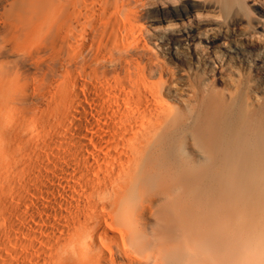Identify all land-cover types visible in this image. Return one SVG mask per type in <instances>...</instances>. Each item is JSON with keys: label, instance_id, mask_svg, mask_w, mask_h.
<instances>
[{"label": "bare ground", "instance_id": "6f19581e", "mask_svg": "<svg viewBox=\"0 0 264 264\" xmlns=\"http://www.w3.org/2000/svg\"><path fill=\"white\" fill-rule=\"evenodd\" d=\"M257 39L264 0H0V264H262L264 96L158 53L264 93Z\"/></svg>", "mask_w": 264, "mask_h": 264}, {"label": "rangeland", "instance_id": "374dc122", "mask_svg": "<svg viewBox=\"0 0 264 264\" xmlns=\"http://www.w3.org/2000/svg\"><path fill=\"white\" fill-rule=\"evenodd\" d=\"M207 20H209V19H207ZM229 34L227 35V39L224 40L225 45H228L229 47H233L235 45L237 46L238 43H240L238 45H241V44L245 43V41H246L242 36L243 28H236L232 33H229ZM262 43H263L262 39L261 40L257 39L256 46L257 45L258 46H262V45L264 46V43L263 44ZM225 45L219 44L216 49L222 50V48ZM158 49H160V50H158V53H160V56L164 60H166V61L170 60L169 61L170 66H172L171 68L174 67L173 70H174V72L176 71L175 73H176L177 77L181 78L184 75H188V73H189V75H191V77L194 76V78L197 82L205 79L204 80L205 82L200 85V87L202 89L207 88V85L209 86L210 84H212V86L214 87L216 92H218V93L220 92L221 94H224V95H226V93L232 92V93L236 94L237 96H242L247 91L246 87L250 84L253 87L256 86L255 87V90H257L256 94L259 95L258 97L261 98V101H262V97L264 96V93L262 92V89H261L262 87H260V85L262 84L260 82L262 81L263 76H262L261 72H258L252 68H249V66L247 64H245V62H242V61H240L238 63L232 62L235 67L232 65H230L232 67H229V68L227 66L224 67L225 68L224 71H226V73L229 72L228 75H232L231 76L232 78L237 77V75L235 74V71H237L241 75V79L239 78V79H237V81L235 80L233 82V84L230 85L231 87L230 86L227 87V85H225L224 83L220 82L217 79L218 67L213 66V63H210L208 67L206 66V69H205V67L202 69L203 66L200 64V61H199L200 59L197 60L196 57H194V59H190L189 62L186 63V61H183V60H177V59H173V58L168 59L166 57V55L163 53L162 49L161 48H158ZM195 64H196V66H195ZM216 65H219V63L217 62ZM207 69H208V71H207V73H205V70H207ZM211 70H212V72H211ZM232 70L234 72H232ZM212 73H214V74H212ZM215 74H217V75H215ZM205 76H207L206 77L207 79L205 78ZM207 80L208 81L212 80V81L207 82ZM232 87H233V89H232ZM230 89H231V91H230ZM263 211H264V199H262V215L264 216ZM262 222H264V218H262ZM262 244H263L262 245V249H263L264 248L263 247L264 246V240H262ZM263 252H264V249H263L262 253ZM262 264H264V257L262 258Z\"/></svg>", "mask_w": 264, "mask_h": 264}]
</instances>
